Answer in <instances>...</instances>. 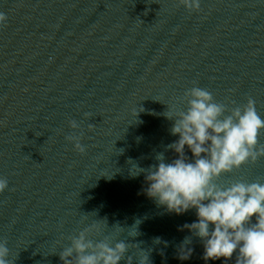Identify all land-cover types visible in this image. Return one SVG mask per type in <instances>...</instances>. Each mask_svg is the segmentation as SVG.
<instances>
[{
  "label": "water",
  "instance_id": "water-1",
  "mask_svg": "<svg viewBox=\"0 0 264 264\" xmlns=\"http://www.w3.org/2000/svg\"><path fill=\"white\" fill-rule=\"evenodd\" d=\"M0 12V241L15 264H58L83 228L98 224L99 240L157 207L130 169L174 158L163 113L183 110L187 89L229 107L251 97L264 118V0H200L198 12L178 0H0ZM81 133L84 154L65 139Z\"/></svg>",
  "mask_w": 264,
  "mask_h": 264
},
{
  "label": "clouds",
  "instance_id": "clouds-1",
  "mask_svg": "<svg viewBox=\"0 0 264 264\" xmlns=\"http://www.w3.org/2000/svg\"><path fill=\"white\" fill-rule=\"evenodd\" d=\"M178 3L189 12L200 10V0H178ZM6 20V15L0 12V26ZM181 102L185 105L183 110L168 106L163 113L173 122L170 134L178 137L166 146L174 158L168 162L163 152L157 153L158 163L148 168L133 164L130 174L144 175L143 194L167 213L182 215L195 211L196 221L185 223L180 229L188 230L191 235L178 246V259L188 260L192 256L191 245L196 238L202 245L205 264L217 260H223V264L229 261L264 264V182L259 179L221 182L222 177L264 158V143L260 142L264 136V118L257 111L256 101L248 97L245 104L229 107L216 101L206 88L193 86L184 92ZM231 103L235 105L234 101ZM69 126L74 130L79 128L75 120L69 121ZM92 128L90 124L89 131ZM82 136L83 133L65 137L80 154L86 151ZM6 189L7 178H0V193ZM138 224L139 221L133 225L131 237L139 235ZM100 231L99 225L93 223L70 236L69 245L58 253L62 264H121L122 261L133 264L134 259L136 264H151L150 250L142 249L137 243L108 236L99 240L91 238ZM154 242L159 244L161 240L155 238ZM7 243L6 239L0 241V264H15L9 259ZM130 249L137 250L135 257L129 254Z\"/></svg>",
  "mask_w": 264,
  "mask_h": 264
}]
</instances>
